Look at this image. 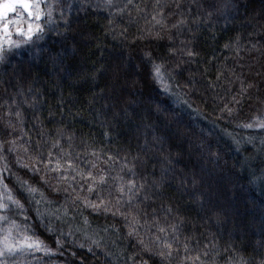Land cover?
I'll return each instance as SVG.
<instances>
[{"label":"trees","instance_id":"16d2710c","mask_svg":"<svg viewBox=\"0 0 264 264\" xmlns=\"http://www.w3.org/2000/svg\"><path fill=\"white\" fill-rule=\"evenodd\" d=\"M112 3L127 7L117 13L104 0H59L63 19L57 7L42 40L0 61V143L5 150L0 151V169L5 164L8 169L0 176L52 249L51 254L37 252L36 262L23 257L20 264H159L141 252L137 236L128 235L132 216L146 240L158 223L171 241L170 226H176L178 239L166 264H194L184 258L198 254L204 264H226L234 250L247 264H259L264 257V130L243 124L264 113V0ZM181 49L193 55H181ZM152 61L163 64L168 92L149 75ZM176 65L183 72L172 79L169 70ZM225 104L233 109L231 115L221 112ZM250 136L252 144L246 143ZM57 139L59 146L53 148ZM10 146L14 151H6ZM49 151L52 159L70 153L78 170L96 174L106 169L107 183L89 193L87 184L78 187L84 181L76 176L73 191L67 182H57V173L43 171L42 164V171L33 173L17 163L18 157L32 163L38 153L49 159ZM209 151L215 156L209 158ZM169 153L171 164L164 159ZM118 175L145 187L131 202L125 190L117 205L120 193L112 177ZM17 178L39 189L36 199L42 191L51 202L39 205L46 213L43 222ZM77 194L97 204L102 198L111 211L103 206L94 211L82 199L74 200ZM49 211L61 219L49 217ZM50 219L52 233L46 230ZM61 229L71 234L61 235ZM93 239L100 241L99 248Z\"/></svg>","mask_w":264,"mask_h":264},{"label":"snow or ice","instance_id":"6c2138e0","mask_svg":"<svg viewBox=\"0 0 264 264\" xmlns=\"http://www.w3.org/2000/svg\"><path fill=\"white\" fill-rule=\"evenodd\" d=\"M131 2L132 0H128L129 4ZM104 6L110 10L115 9L117 13H122L127 7V5H125L124 8L118 7L116 4L112 3V0H104ZM57 7H59L60 10V18L63 19L64 10L63 7L59 6V0H57V3H50L49 0H0V61L5 59L7 53L15 49H19L22 46L31 45L36 41L42 40L45 36L46 29L49 31L52 29L53 16ZM209 7L213 10H218L216 9V6L214 4H210ZM210 15L211 12H209V16ZM261 17L264 18V6H262L261 8ZM152 19L155 20L157 24L161 23L160 20H156L155 16H153ZM111 22V19H109V23ZM179 23L182 22L178 21L177 24ZM176 26L177 25H173V27ZM121 35H123V33H121ZM155 36L159 37L160 33H155ZM225 47H227V45H225ZM170 51L173 50L170 49ZM180 54H186L188 56L193 55L190 50L185 53L183 49L180 50ZM146 55L149 54L146 53ZM162 69L163 64H158L152 61L149 75L155 82H158L163 87L165 92H168L170 90V86L168 83H166L165 73ZM173 71L174 75L171 76L172 79H174L175 76L181 75L183 69H181L179 65H176L175 70H169L170 73H172ZM247 87H251V85H248ZM245 92L246 88L242 87L241 95H244ZM234 102L236 104H239V100H235V98ZM185 103H187V101H185ZM225 111L228 113V115H231L233 109L229 108L228 105L225 104L224 108L221 109V112ZM15 115L19 117L21 113L17 111ZM243 127L246 129L256 128L264 130V113L254 115L251 121L243 124ZM70 139L71 138H69V142ZM233 139L235 140V138ZM254 139L255 138L251 136L247 137L246 143L252 144L254 142ZM154 141L156 143H159L158 138H154ZM8 143L9 145H13L15 141H9ZM59 143L60 141L59 139H57L53 143L52 147H58ZM236 143H239V141H236ZM261 144L264 145V140L261 141ZM261 150L264 151V148H262ZM0 151H5L2 143H0ZM6 151H14V148L10 146ZM25 151H27V149H25ZM62 151L63 150H61V152ZM70 155V153L64 155L57 154L56 158L52 159L53 153L49 151V159H44L38 153L36 156L31 158L32 163H22L19 157L17 158V163H20L22 167L28 168L29 171L33 173L41 172L42 169L39 167V165L42 164L44 166L43 171L47 173H57V176L55 177L57 182H67L68 187H72V183L76 182V176H80L81 180H83L84 183L78 184V187L80 189H83L84 184H87V191L89 193L93 192L98 185L107 183L106 176H109L110 173H108L106 169H100L96 174H94L91 169L87 170L86 172L84 170H78L74 165L72 159L70 158ZM208 155L209 158L215 156V154L211 151H209ZM170 157L171 153H169L168 156L164 157V159L167 160L169 164L172 163V159H170ZM0 159H4V157L0 156ZM111 159L112 158L109 156L108 160ZM61 161H63V163ZM176 162L179 161L177 160ZM105 163H107V161H105ZM124 167H127L126 163ZM92 168L95 169L96 165L93 164ZM7 170V164H5V167L3 169H0V172ZM70 171L75 172L76 175H70ZM129 171L131 172L132 169H129ZM262 173H264V170H262ZM132 176L135 177L134 172H132ZM40 179L47 183V180H45L44 176H41ZM112 179L117 181L116 188L120 193V197L116 200L117 205L119 204V199L123 198L125 190L128 193V200L129 202H131L135 198L136 194L145 187L143 183L138 185L134 178H130L125 181L123 176L118 175L116 177H112ZM16 182L17 184H19L22 194L28 198V202L37 206L34 208V211L37 214V219L43 222L46 213L40 210L39 205H41L42 202H51L47 201L42 191L40 193L41 199H36L34 194L39 191V189L30 185L27 180L21 181L17 178ZM196 182L197 181L194 176L192 183L195 184ZM0 188L3 189V191H0V264H20L21 258L27 256H31L33 261L36 262L37 258L35 254L37 252L51 254L52 249L49 248L44 240H42L36 234L32 225L28 222L29 217L27 216V209L25 208V205L21 203L20 199H18L13 191L8 187V185L4 183L3 176H0ZM55 190L59 189H54V191ZM67 190L68 188L64 189V191ZM72 190L76 191V188L72 187ZM147 198L148 197L146 196L145 199ZM73 199H82L85 206L93 208L94 211L98 210L101 206L104 207V210L106 212L111 211V208L108 206V204H105V201L102 198L99 200L98 204L89 201L87 197L81 198L79 194H77V196ZM116 211H119L118 207L116 208ZM170 211L171 209H169V212ZM113 214L116 213L114 212ZM47 215L49 217L55 216L56 219H61V216L57 212L49 211L47 212ZM16 216L23 217V219L18 221L17 219H15ZM126 220H128L127 216ZM147 223L148 221L146 220L145 224ZM84 224H88V220L86 218H84ZM139 224V219H137L136 216H132V218L128 220V235H135L138 237L137 243L141 247V252L147 254L150 260L158 259L159 264H166V262L170 261L173 256L172 242L178 239V237L175 235L176 226H170L173 232L171 241L167 236L166 229L159 226L158 223L151 226L155 227L156 231L151 232L149 230L147 232V236L149 238L146 240L144 237L140 236V233L137 231L136 226ZM141 227L143 226L141 225ZM46 230L49 233L56 231V229H54L52 225L51 219L46 226ZM80 230L81 229L77 228V231ZM158 233H164V236H161ZM60 234L70 235L71 230L69 233L65 234L61 229ZM85 235H88L87 232H85ZM55 242L58 248L62 247L61 240L59 238H57ZM92 244L97 248L100 247L99 240L93 239ZM80 247L83 248L84 245L81 244ZM184 248L185 251H187V244L184 245ZM205 248H207V246H205ZM88 251L92 252L91 245L88 246ZM203 255L207 256V251H204ZM184 259L186 261L194 262V264H204V262L201 261L199 254L195 257L185 256ZM141 264H148V260H142ZM226 264H247V259L242 254L237 258L234 250V255L227 258ZM259 264H264V257H261V259L259 260Z\"/></svg>","mask_w":264,"mask_h":264}]
</instances>
